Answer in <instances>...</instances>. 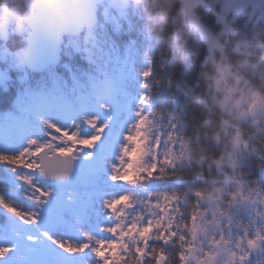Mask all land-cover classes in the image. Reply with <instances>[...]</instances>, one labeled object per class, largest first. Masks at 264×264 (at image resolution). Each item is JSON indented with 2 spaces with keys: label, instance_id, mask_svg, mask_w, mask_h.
Listing matches in <instances>:
<instances>
[{
  "label": "rangeland",
  "instance_id": "374dc122",
  "mask_svg": "<svg viewBox=\"0 0 264 264\" xmlns=\"http://www.w3.org/2000/svg\"><path fill=\"white\" fill-rule=\"evenodd\" d=\"M157 7L155 0H145L140 7L129 10L122 9L115 0L107 2L101 7L95 30L66 42L64 56L73 59L81 53L86 61L84 68L77 70L76 65L63 61L57 68L36 76L22 57L25 46L13 49L9 45L14 36L26 38L31 31L23 21L25 8L17 12L8 0H0V88L16 92L12 110L0 112V124L26 120L42 127L43 119L65 109L81 116L91 110L101 117L110 110L113 118H119L123 131L114 153L120 157L118 161L115 158L119 179L109 181L110 186L122 192L111 211L117 219L119 239V245L114 246L115 260L144 264L154 243L170 246L181 235L177 239L184 251L181 264H264V189L253 188L238 176L239 169L254 158L241 126L249 123L264 135V97L241 69L223 61L217 67L215 88L227 113V125L235 130L231 132L227 127L229 146L213 162L219 177L206 181L207 192L195 195L187 235L181 230L187 196H165L150 189L154 173L189 167L195 161L183 135L184 122H169L155 112V102L146 86L151 80L150 60L157 41L150 31L139 26L136 18L154 15ZM245 14L247 23L264 33V10L250 9ZM217 15L223 29L206 37L212 49H223L222 40L234 29L238 17L222 11ZM124 31H135L147 42L139 41L137 35L131 42L124 38L120 42L119 35ZM237 49L250 56L254 46L244 41L238 43ZM253 58L245 57L240 65L247 68ZM129 136L131 139H126ZM122 145L128 149L123 154ZM222 240L223 257L216 262L217 246ZM167 260L161 255L158 264H167Z\"/></svg>",
  "mask_w": 264,
  "mask_h": 264
},
{
  "label": "snow or ice",
  "instance_id": "6c2138e0",
  "mask_svg": "<svg viewBox=\"0 0 264 264\" xmlns=\"http://www.w3.org/2000/svg\"><path fill=\"white\" fill-rule=\"evenodd\" d=\"M0 125V264H107L104 249L119 245L106 192L119 167L112 162L119 118L110 110L101 117L65 109L42 127L26 120Z\"/></svg>",
  "mask_w": 264,
  "mask_h": 264
},
{
  "label": "trees",
  "instance_id": "16d2710c",
  "mask_svg": "<svg viewBox=\"0 0 264 264\" xmlns=\"http://www.w3.org/2000/svg\"><path fill=\"white\" fill-rule=\"evenodd\" d=\"M155 1L158 7L154 15L143 14L136 18L139 26L150 31L151 36H155L157 41L150 60L151 80L146 86L155 102V112L162 114L169 122L175 120L184 122L183 135L190 143L195 161L189 167L174 171L163 169L161 172L154 173L155 179H151L150 189L165 196L174 195L181 198L187 196L188 204L183 209L184 220L181 229L182 233L187 235L186 229L190 227V218L195 209V195L199 192H207L206 181L219 177L213 162L222 157L229 146L227 127L231 132L235 130V127L227 125V113L220 105V96L215 88L214 77L218 73V64L223 61L230 63L237 70L241 69L243 76L251 81L253 87L259 88L264 97V85H262L264 33L255 31V28H252L253 25L247 23V15L243 14L238 17L234 29L223 38V49H212L200 28L193 26L184 17L179 0ZM208 1L210 7H200L198 14L210 32L217 33L223 29L217 15L221 12L223 0ZM136 35L142 43L147 42L135 31L132 34L124 31L119 35L118 40L123 42L124 38L131 42L137 37ZM244 41L254 46L250 56L239 53L237 49L238 43ZM9 45L13 49L22 48L26 45L25 38L16 35ZM245 57H254L253 63L246 66L247 68L240 65ZM64 61L70 62L72 66L76 65L77 70L84 68L83 64L86 63L81 53L75 54L73 59L64 56ZM256 65L258 66L256 69L252 68ZM15 96V91L0 88V111L12 109ZM241 131L245 142L250 145V152L254 158L250 160L248 166L239 169V179L243 178L253 188L264 189V135L258 133L249 123L242 124ZM115 158L113 155V163ZM147 178L150 179L149 176ZM106 192L107 199L112 201V206L122 194L120 188L116 189L112 185L106 189ZM112 218L111 226L115 227L117 219L115 216ZM3 220L4 217L0 215V224ZM112 238L118 239V233ZM177 239L170 246L165 245L164 242L154 243L148 260L144 264H158L161 255L167 257V264H181V255L184 251ZM102 255L110 256L112 259L107 260V264H113L116 258L114 246L105 248ZM89 264H93V261H89ZM117 264H136V260H130L128 263L117 261Z\"/></svg>",
  "mask_w": 264,
  "mask_h": 264
},
{
  "label": "water",
  "instance_id": "95a60500",
  "mask_svg": "<svg viewBox=\"0 0 264 264\" xmlns=\"http://www.w3.org/2000/svg\"><path fill=\"white\" fill-rule=\"evenodd\" d=\"M110 0H24L26 13L24 22L31 28L27 35V47L23 51L27 68L42 73L50 67L60 65L63 60V50L66 38L81 36L86 30L92 29L99 23L100 6ZM123 9H128L132 3H142L143 0H115ZM183 14L191 20L194 26L201 28L202 33L209 30L203 25L197 9L200 6L208 7L207 0H179ZM224 13L236 16L243 15L250 9L264 10V0H224ZM27 55V58L25 56ZM53 168L59 166V161L53 158L50 161ZM80 175V169L73 177L69 187L75 186ZM221 247V245H220ZM218 247L219 251L221 250ZM219 256L215 258L218 260Z\"/></svg>",
  "mask_w": 264,
  "mask_h": 264
},
{
  "label": "flooded vegetation",
  "instance_id": "af4514ba",
  "mask_svg": "<svg viewBox=\"0 0 264 264\" xmlns=\"http://www.w3.org/2000/svg\"><path fill=\"white\" fill-rule=\"evenodd\" d=\"M24 3V0H8V5H10L15 11L17 12H20L22 11L24 8H25V5L23 4ZM221 245V247H220ZM218 247H220L221 251H220V254H219V260L221 257H223L222 253H223V240L222 242L218 245ZM217 247V248H218Z\"/></svg>",
  "mask_w": 264,
  "mask_h": 264
}]
</instances>
